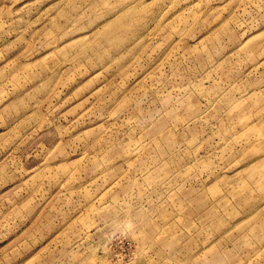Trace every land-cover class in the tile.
I'll use <instances>...</instances> for the list:
<instances>
[{
	"label": "rangeland",
	"instance_id": "obj_1",
	"mask_svg": "<svg viewBox=\"0 0 264 264\" xmlns=\"http://www.w3.org/2000/svg\"><path fill=\"white\" fill-rule=\"evenodd\" d=\"M0 264H264V0H0Z\"/></svg>",
	"mask_w": 264,
	"mask_h": 264
}]
</instances>
